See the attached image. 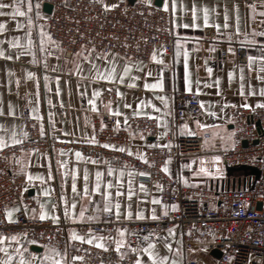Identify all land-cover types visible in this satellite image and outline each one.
<instances>
[{"label": "crops", "instance_id": "crops-1", "mask_svg": "<svg viewBox=\"0 0 264 264\" xmlns=\"http://www.w3.org/2000/svg\"><path fill=\"white\" fill-rule=\"evenodd\" d=\"M118 1L123 0H103V3L114 4ZM143 1L153 4V0ZM13 2L14 0H0V3L9 5ZM15 2L20 6L21 11L27 13V16L9 17L7 15H0V22L5 24V31L0 32V41H3L0 44V49H3L6 55L13 57V59L0 57V113H3L0 114V124L9 129L8 135L11 134L12 125L15 124L17 139H21L22 141L25 138L19 135L20 129L23 128L22 114L27 110L30 115V111L36 109L30 116L35 117L38 115L40 117V134L41 126H43L44 131V135H41V137L70 144L66 147L54 148L50 152H38L36 150L30 152V150H25L17 156L33 177L43 178L28 180V184L25 187L26 196L34 201V206L24 207L26 215L30 218H39L41 204L45 206V211L48 213L47 218L51 219L55 215L57 221L66 219L64 211L66 206L77 217L79 216L81 205L85 209V214L82 218L67 219L71 222L84 221L89 216L97 218L100 213L104 212V202L99 192H91V186L93 183H99L100 191H102L103 184L109 181L112 184L110 188V192L112 193L111 212L115 216L117 211L115 204L117 202L121 205L119 217H124V212L128 211L131 213L128 218L133 219H137V211H140L147 218L153 215L157 216L172 208L166 205L165 208L161 209L162 203L156 204L152 202L154 197L159 199L157 186L140 178L137 170L113 164L102 157H92L81 148L71 144L85 143L92 139V130L87 121L90 112H108L106 106H111L113 109L112 114L116 117L115 124L117 125V121H119L118 126H123L130 117L137 116L134 115V112L137 110V105L139 104L141 115L151 116L155 119L160 117L158 123L160 127L159 134L156 138H144L138 134H134L131 142L126 146V150H130L131 153L140 157L138 153H142L144 156L147 146L154 144L165 146L167 144L165 130L173 123L172 103L168 91L172 88L184 91L185 60L183 53L185 50L188 52L187 64L191 87V91L189 92L197 95L199 105L202 101L204 108L200 107L198 117L183 123L188 125L187 129L182 130L180 127L182 124L179 126L178 130L180 134L188 135V131H192L195 134L208 133L210 134V140L206 144L208 148L213 143L229 146L231 143V107L248 104V108H253L264 100V96L260 95V89L264 88V79H257V75L264 77V62L254 61L252 70L249 71L247 60L248 56H264V36L259 35V33L264 32V15H262L264 13V0H162V6L165 7V3H167V9L171 14L172 29L181 41L180 56L177 57L175 55L176 43L172 59L165 58L160 49H155L157 61H152L151 57L148 61H126L115 56L117 73L123 69L124 63H128L131 66L130 76L125 77L123 83L102 80L90 81L86 74L94 71V69L87 61L81 63V70L72 74L69 69H73L74 67L73 57L65 58L59 48H53L51 43L46 44L45 47L47 50L52 51L54 55L48 57L45 63H31L32 56L30 55H20L19 59H16L15 57L22 50L19 47L9 48L8 41L11 39L15 45L16 41L14 38L20 36V42L23 44L25 39L24 33L28 31L27 17L30 16L34 21L32 28V51L36 54L37 60H40V28L38 26L42 25L43 30L46 31L45 19L49 13L44 12L42 8L43 2H46L45 0H15ZM173 3L176 4L175 12L172 9ZM181 5L183 6V10H181ZM194 5L198 9L197 22L201 26L195 29L190 26L187 28L182 27L181 25L183 24L191 25L192 8ZM250 5L251 7H249ZM204 8L209 10L208 25L203 24ZM6 12H15V10L11 7L0 9V13ZM37 12H39V16H37ZM225 15L228 16L227 21L224 20ZM17 22H22L25 27L17 29ZM225 23L228 24L227 28L224 27ZM216 24L220 25L219 29L215 27ZM205 26H214L217 37L220 39L245 44L247 46L246 60L244 62H237L232 57L223 58L219 55L217 44H202L199 38ZM237 27L239 28L238 33ZM250 40H254L255 43H250ZM95 54L93 52V59L96 58ZM85 55H88V53ZM112 59L111 55L107 57V60ZM158 61H163V63ZM136 62H140V66H137ZM96 64L101 68L104 66L100 59H96ZM258 67L262 69L259 73L256 70ZM209 68L212 70L211 73L207 71ZM241 69H243V73H241ZM26 71L33 72L35 75L25 78ZM230 71L233 73L231 79L228 76ZM145 72L150 73V75L145 76ZM45 75L48 77L47 82L44 80ZM242 75L243 79H241ZM57 76L60 77L59 84H57ZM131 77H136V79L133 80ZM117 79H119L118 76ZM157 80L161 81L160 88L144 87L145 83L151 85ZM197 81H199V84H197ZM45 83H47V88H45ZM242 84L243 95L241 94ZM57 86L60 89L59 95L56 92ZM197 87L200 89L199 93L196 92ZM109 88L112 89L115 97L113 100L103 103L101 101L102 95ZM94 89L101 90L100 95L94 100V103L97 105L96 111H93L92 106L88 103V100L92 99ZM117 89L121 93L119 97L116 96ZM250 91L252 92L251 95H249ZM161 96L165 97L167 107L159 99ZM9 104L12 105L15 112V115L11 117L7 116ZM125 104L129 105V107L126 108ZM117 109L119 115L115 114ZM211 113H215V115H211ZM196 121L207 125V127L199 128ZM77 151L86 159L78 160L75 156ZM213 157L218 156H189L179 161L170 158L164 167H167L169 175L179 177L187 185L208 186L213 184L223 186L229 180L228 173L226 176H222L223 171H229L226 170V166L220 158L213 160ZM16 158L14 159L15 168L24 174L16 163ZM60 164L63 165V168L60 167ZM109 166L114 170L112 176L107 174ZM73 167H75L77 172V193H73L71 188V170ZM201 168L205 169V172H200ZM85 169L88 172L87 183L89 185V195L93 197L92 200H88L83 195ZM97 171L102 173L99 181L95 177ZM121 171L122 174H120ZM129 172L132 173L131 177L129 176ZM49 173L53 176L52 180L48 179ZM117 174H120V185L116 184ZM130 179L132 181L131 185L129 184ZM141 184L145 185V191H141ZM130 187L133 195L128 197L127 192ZM45 191H47V195H44ZM117 191L123 193L119 198L115 195ZM61 196H64L65 203L60 202ZM73 200L76 201L74 208L72 207ZM53 205H56L54 211ZM91 205L96 211L92 215H88L87 211ZM19 207V203H14L8 208L18 209ZM14 215L15 212L12 214V219ZM77 233L83 235L85 240L88 237L87 234ZM68 234L69 229L67 230V237ZM93 235L95 237H106L103 233H95ZM144 236L136 243L126 242L125 247L122 248V252L133 253L131 251L133 247H143L145 243H154L156 251L161 256L166 255L169 260L175 259L178 261V264H183L185 256H196L203 260L204 264H213L212 254L200 250L184 253L181 243L173 231L171 235H169L168 230L152 233L147 242L143 240ZM24 239L21 237V240ZM119 239L121 237L118 234L113 241L114 247L116 241ZM123 239L125 240L124 237ZM103 243L107 246V239ZM165 243L171 245V251L165 248ZM4 244L6 247L9 246L8 241H5ZM31 245L32 243H24L22 245L28 250L25 254L26 258L31 253L43 254L44 248L40 252H37L30 248ZM92 245L95 244L93 243ZM64 250L65 248L60 250L61 255H63ZM14 251L15 242H11L9 252ZM67 251V259L70 260L71 254L68 247ZM3 256L4 253H0V258H3ZM141 259L144 261V264H150L146 255L142 254ZM11 264H16V258L13 259Z\"/></svg>", "mask_w": 264, "mask_h": 264}, {"label": "built area", "instance_id": "built-area-1", "mask_svg": "<svg viewBox=\"0 0 264 264\" xmlns=\"http://www.w3.org/2000/svg\"><path fill=\"white\" fill-rule=\"evenodd\" d=\"M51 4V11L45 19L46 31L59 42L65 58L84 48H94V53L109 52L126 61H148L153 49L163 47V56L172 59L179 36L173 31L171 14L164 6H157L143 0L132 4L126 1L114 3L115 8L105 9L100 0H45ZM199 41L204 45L215 43L219 55L232 57L244 62L247 46L237 41L220 39L214 26H205ZM229 48L232 51H229ZM87 54V51H85ZM173 111V123L165 130L167 144L147 146L144 160L126 150L132 136L156 138L159 124L151 116H132L123 126L115 124L116 117L106 111L90 112L88 124L96 143L71 144L81 148L92 157H102L113 164L133 168L149 175L144 181L157 186L159 200L170 208L152 219H133L115 216L112 212H102L93 220L71 222L62 219L53 223L52 219L30 218L24 207L34 206V201L26 196L28 180L17 171L14 159L25 150L50 152L54 148L70 144L44 139L40 134L39 120L30 116L27 110L22 114L23 129L27 136L20 144L8 145L0 149V234L26 233L27 240H35L34 245L44 248L49 244L58 250L68 245L72 256H82V261L72 264H134L135 255L124 253L123 259L117 254L114 239L117 229L125 230L127 243H136L149 232L156 233L172 229L181 243L184 253L200 250L211 254L218 250L219 257L213 256V264H264V100L253 108L240 105L231 107V143L221 146L206 144L210 134L183 135L179 126L200 114L198 97L192 92L172 88L168 91ZM115 97L106 91L102 102ZM103 122L104 127H101ZM245 142V143H243ZM104 144L114 145L111 148ZM121 147L125 148L120 152ZM217 155L226 167L252 166L258 170L255 177L249 171L243 185L195 186L187 185L179 177H173L163 170L165 161H177L189 156ZM147 161V162H145ZM14 203L20 207L14 218H4V209ZM94 213L92 205L88 215ZM89 235L103 233L107 239V251L82 241L67 240V230ZM25 238L24 236H21ZM40 254V253H38ZM35 264H40L37 260ZM183 264H204L196 256H185Z\"/></svg>", "mask_w": 264, "mask_h": 264}, {"label": "snow or ice", "instance_id": "snow-or-ice-1", "mask_svg": "<svg viewBox=\"0 0 264 264\" xmlns=\"http://www.w3.org/2000/svg\"><path fill=\"white\" fill-rule=\"evenodd\" d=\"M101 2V5L103 8H105L106 10L107 9H110V8H115L116 5L115 4H104L103 3V0H100ZM11 7L12 9L15 10V12H6V13H0V15H7L9 17H14V16H20V17H26L27 16V13L24 12V11H21L20 10V6L15 2L11 3L10 5L9 4H4V3H0V9H7ZM38 7V6H37ZM251 7V5L249 6ZM172 9H173V12H175L176 10V4L173 3L172 4ZM165 10H167V3H165ZM181 10H183V6L181 5ZM197 11L198 9L195 7V5L193 6L192 8V22H191V25H188V24H183L181 25L182 27H192V28H198L200 27L201 25L197 22L198 21V17H197ZM203 24L204 25H208L209 24V10L207 8H204L203 9ZM39 12H37V16H39ZM262 15H264V13H262ZM224 20L227 21L228 20V16L225 15L224 17ZM33 25H34V21L32 20V18L30 16L27 17V26H28V31H26L24 33V42L23 44H21V37L20 36H17L15 37V45L13 44V41L10 39L8 41V47L9 48H13V47H19L22 51L20 53H18V55L15 57L16 59H19L20 55H30L32 56V61L31 63L33 64H36V63H45V61L47 60L48 57L50 56H53L54 53L52 51H49L46 49V44L48 43H51L52 47L53 48H59V42L54 40L52 38V36L45 30H43V26L40 25L38 26L40 28V31H39V52H40V60H37L36 58V54L32 51V47H33V40H32V28H33ZM25 25L22 23V22H17L16 24V28L17 29H21V28H24ZM215 27L217 29L220 28V25L219 24H216ZM224 27L227 28L228 27V24L225 23L224 24ZM5 31V24L3 22H0V32H3ZM239 32V28L237 27V33ZM259 35L261 36H264V32H261L259 33ZM247 39V37H246ZM250 43L254 44L255 41L254 40H250L249 41ZM3 41H0V44H2ZM180 44H181V41L179 39L176 40V53L175 55L177 57L180 56ZM61 52L63 51V49H59ZM85 51H87L88 55H85ZM164 49L163 47L161 46L160 48V52L163 53ZM229 51L231 52L232 49L229 48ZM94 52V48H87L85 49L84 48V45H81L80 46V49L77 50L76 52L72 53V57H73V63H74V67L73 69H69V71L72 73V74H75L76 71L78 70H81V63L84 62V61H87L91 66L92 68L94 69V71H91L90 73L86 74L87 75V78L90 80V81H108V82H114V83H123L124 82V78L125 77H129L130 76V72H131V66L128 64V63H124L123 65V69L121 71H119L117 73V64H116V61H115V56L116 54L115 53H109V52H100V53H96L95 54V59H93V54ZM111 55L113 57L112 60H107V57ZM184 55V60H185V65H184V91L185 92H189L191 91V87H190V80H189V71H188V64H187V61H188V52L187 50L184 51L183 53ZM0 57H5V59H13L12 56L10 55H6L5 54V51L3 49H0ZM96 59H100L104 66L103 68H101L99 65L96 64ZM157 55H156V50L153 49V54L151 55V60L152 61H157ZM248 60V68H249V71L252 70V65H253V62L254 61H261V62H264V56H258V57H253V56H248L247 58ZM160 63H163V61H158ZM66 63H67V60H66ZM137 63V66H140V62H136ZM257 72L259 73L262 69L261 68H257L256 69ZM207 71L209 73H211V69H207ZM241 73H243V69H241ZM35 74L33 72H30V71H26L25 72V78H29V77H33ZM145 76H148L150 75V73L148 72H145L144 73ZM117 76L119 77V79H117ZM228 76H229V79L232 78L233 76V73L230 71L228 73ZM131 79H136V77H131ZM241 79H243V75L241 76ZM257 79H264V77H261L259 75H257ZM44 80L47 82L48 80V77L45 75L44 77ZM56 80H57V84H59V80H60V77L57 76L56 77ZM197 84H199V81H197ZM145 88H160L161 87V81L160 80H157L155 83L149 85L147 83H145L144 85ZM45 88H47V83H45ZM112 89L109 88L108 91H111ZM100 89H94L93 92H92V99H89L88 100V103L92 106V110L93 111H96L97 110V105L96 103H94V100L96 97H98L100 95ZM200 89L199 87L196 88V92L199 93ZM56 92H57V95H59V92H60V89L59 87L57 86V89H56ZM241 94L243 95V84L241 85ZM252 92L250 91L249 92V95H251ZM260 95L264 96V88H261L260 89ZM116 96L119 97L121 96V93L120 91L117 89L116 90ZM159 99L165 103V107H167V104H166V100H165V97L161 96L159 97ZM107 107V111L109 112V114H112L113 113V109L111 106H106ZM125 107H129V105L125 104ZM139 104L137 105V110L134 112V115H141L142 113L139 111ZM200 107L201 108H204V104L203 102L201 101L200 102ZM243 107H249L248 104H244ZM260 107H264V104H261ZM36 109H32L30 111V115L35 112ZM0 114H3V113H0ZM116 115H119V111L117 109ZM15 115V112L13 111V107L11 104H9L8 106V111H7V116H14ZM211 115H215V113H211ZM35 119L39 120L40 117L37 115L34 117ZM157 122L159 123L160 121V117H157ZM126 122V121H125ZM119 124V121H117V125ZM196 124L199 128H206L207 125H204V124H201L199 121H196ZM101 127L103 128L104 127V124L103 122H101ZM166 127V126H165ZM181 129L184 130V129H187L188 128V125L187 124H182L181 126ZM9 129L6 128L3 124H0V149H3L5 148L6 146L8 145H13V144H20L21 143V139H17V131H16V125L13 124L12 127H11V134L8 135ZM188 135H195L194 132L192 131H188L187 132ZM19 135L20 137H26L27 136V133L23 131V128L20 129V132H19ZM41 135H44V131H43V126H41ZM88 143H96L95 139L92 138L90 140L87 141ZM103 147L105 148H111V147H114V145H110V144H104ZM31 151H34V150H30ZM63 151V150H61ZM120 152H124L125 151V148L124 147H121L119 149ZM129 155H131V151L129 150ZM138 155L140 156V158L142 160H144V156L142 153H138ZM75 156L78 160H83V159H86L85 157L81 156V153L79 151H77L75 153ZM219 157H213V160H218ZM147 162V161H145ZM16 163L19 165V168L21 171H23L24 173V178L25 180H32V179H36V178H40V179H43L42 177H33L25 168V165L23 164V162L21 161V159L19 157L16 158ZM59 164V162H58ZM165 164H167V161H165ZM60 167L63 168V165L60 164ZM163 170L165 172L168 171L167 167H164ZM113 169L111 166L108 167V170H107V174L109 176H112L113 175ZM200 172H205V169L201 168L199 170ZM122 174V171L121 173ZM120 174H117L116 175V184L117 185H120L121 183V180H120ZM140 175L142 176H147L149 175V173L147 172H140L139 173ZM196 174V173H194ZM206 174H211V173H206ZM101 175L102 173L100 171H97L95 173V177H96V180L99 181L100 178H101ZM132 173L129 172V176L131 177ZM71 176H72V185H71V188H72V192L73 193H77L78 192V189H77V182H76V176H77V172H76V169L75 167L72 168L71 170ZM84 178H85V184H84V188H83V195L84 197H86L88 200H92L93 197L91 195H89V185L87 183V180H88V172H87V169H85V173H84ZM48 179L49 180H52L53 179V176L51 175V173H49L48 175ZM132 181L131 179L129 180V184L131 185ZM112 187V184L111 182L109 181L108 183H104L103 184V190L100 191V184L99 183H93V185L91 186V192L92 193H97L99 192L100 195L103 197V202H104V207H103V211L106 212V213H110L111 214V206H112V200H111V197H112V193L110 192V188ZM140 189L141 191H145V185L144 184H141L140 185ZM44 195H47V191L44 192ZM116 197L119 198L121 195H123L122 192L120 191H117L115 193ZM127 195L128 197H131L133 195V191L131 189V187L129 188L128 192H127ZM60 202L61 203H65V198L64 196H61L60 197ZM153 203H156V204H161L160 200L158 198H153ZM76 206V201L73 200L72 201V207L74 208ZM120 203H116L115 204V208H116V216L117 218H119L120 216ZM166 205H163L161 204V209L165 208ZM171 207L173 209L176 208V205L175 204H172ZM53 208V211L56 209V205H53L52 206ZM17 209L16 208H5L4 209V218L6 220H9L11 221L12 220V214L14 212H16ZM35 211V210H34ZM65 218L66 219H69V220H72V219H79V218H82L85 214V209H84V206L81 205L80 207V212H79V216L77 217L75 215V213H73L69 207H65ZM93 211L95 212L96 209H93ZM166 214V213H164ZM131 215L130 212L128 211H125L124 212V217L125 218H128L129 216ZM48 216V213L45 211V206L44 204H41L40 205V213H39V218L41 220H44L46 219ZM95 217L93 216H89L88 219L89 220H93ZM136 218L137 219H144L145 217L142 215V213L140 211H137L136 212ZM152 219H156V217L153 215L152 217H150ZM53 223H55L57 221V217L55 215H53L51 217ZM117 232L118 234L120 235L121 239L117 240L116 243H115V250L117 252V254L120 256L121 259H123V256H124V253L122 252V248L125 247V244H126V241L123 239V237L125 236V230L123 229H117ZM168 232H169V235L172 234V229H168ZM21 236H24L25 239L24 240H21ZM150 236L151 234H149L148 236H144L143 237V240L145 242L149 241L150 239ZM106 239H110V237H95L93 234H92V230L89 229V235L87 237V239L85 240V237L81 234H78L75 229H69V234H68V237H67V240L68 242L70 243L71 241H83L85 243H88V244H95V247L96 248H100V249H104L105 251H107V247L106 245L103 243L104 240ZM5 241H8L9 242V246L6 247L4 242ZM11 242H15V251L14 252H9V247L11 246ZM24 243H36L35 240H27L26 239V233H19V234H12V235H8V236H5L3 234H0V253H4V256L3 258H0V264H11V262L13 261L14 258H16V264H35V262L37 260L40 261V264H72L73 261H82L83 260V257L82 256H72L71 257V260L67 259L68 257V251H67V247L68 245H66L65 247V250H64V253L63 255H61V252L60 250L56 249L55 247H52L51 245L49 244H45L43 245L44 247V252L43 254H36V253H31V254H28L27 258H26V253L28 252L27 248L23 247L22 245ZM165 248L169 249V251H171V245L170 244H167L165 243ZM131 251L136 255V259L134 261V264H144V261H142L141 259V255H146L147 258H148V262H150V264H178V261L175 260V259H172V260H169L168 256H161L157 251H156V248H155V244L154 243H145L143 247H133L131 248Z\"/></svg>", "mask_w": 264, "mask_h": 264}, {"label": "water", "instance_id": "water-1", "mask_svg": "<svg viewBox=\"0 0 264 264\" xmlns=\"http://www.w3.org/2000/svg\"><path fill=\"white\" fill-rule=\"evenodd\" d=\"M135 0H126V3L127 4H132ZM153 4L154 5H157V6H161L162 5V0H153ZM42 8H43V11L46 12V13H50L51 11V4L49 2H43L42 4ZM245 143V142H243ZM226 170L228 171H249L251 174H253L255 177L258 176V170L252 166H246V165H239V166H235V167H226ZM148 234H152V232H149ZM30 248L33 250V251H37V252H40L41 251V247L38 246V245H34L32 244L30 246ZM211 254L214 256V257H219L220 255V252L218 250H213L211 251Z\"/></svg>", "mask_w": 264, "mask_h": 264}, {"label": "rangeland", "instance_id": "rangeland-1", "mask_svg": "<svg viewBox=\"0 0 264 264\" xmlns=\"http://www.w3.org/2000/svg\"><path fill=\"white\" fill-rule=\"evenodd\" d=\"M227 173H228L229 180L226 184H223V185L231 186V187L232 186L238 187V186L243 185L244 177L247 174V171H229V172L223 171L222 176H226Z\"/></svg>", "mask_w": 264, "mask_h": 264}]
</instances>
